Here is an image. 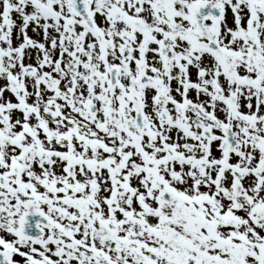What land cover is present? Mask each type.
<instances>
[{"label": "snow or ice", "instance_id": "1", "mask_svg": "<svg viewBox=\"0 0 264 264\" xmlns=\"http://www.w3.org/2000/svg\"><path fill=\"white\" fill-rule=\"evenodd\" d=\"M0 264H264V0H0Z\"/></svg>", "mask_w": 264, "mask_h": 264}]
</instances>
